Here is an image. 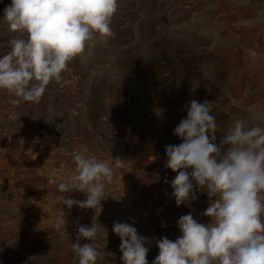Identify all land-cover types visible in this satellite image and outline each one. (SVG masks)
Wrapping results in <instances>:
<instances>
[{"label":"rangeland","instance_id":"1","mask_svg":"<svg viewBox=\"0 0 264 264\" xmlns=\"http://www.w3.org/2000/svg\"><path fill=\"white\" fill-rule=\"evenodd\" d=\"M10 3L0 0V56L16 35L2 21ZM111 27L39 102L13 105L0 89V264H76L71 243L94 219L107 253L98 264H122L115 222L148 238L152 264L157 241L181 235L182 215L210 222L206 192L176 205L177 173L165 166L188 102H215L217 144L236 119L264 124V0H120ZM77 153L123 160L97 209H68L63 197L86 194L58 191ZM62 212L67 235L55 226Z\"/></svg>","mask_w":264,"mask_h":264},{"label":"clouds","instance_id":"2","mask_svg":"<svg viewBox=\"0 0 264 264\" xmlns=\"http://www.w3.org/2000/svg\"><path fill=\"white\" fill-rule=\"evenodd\" d=\"M120 0H11L2 21L16 34L10 51L0 56V89L17 97L11 103L39 102L46 86L59 82L68 64L83 57L97 38L114 35L111 24ZM214 101L190 100L186 118L174 135L182 142L167 145L166 167L177 173L171 181L177 206L196 201L206 192L211 201L203 213L209 223H199L191 213L182 215L175 241H157L159 253L152 264H264V124L236 119L217 144L221 131L212 115ZM227 146V149H225ZM72 174L57 185L61 193L79 191L86 200L63 197L71 209L101 206L106 186L123 160L112 162L77 153ZM167 183V180H165ZM65 213L55 226L66 233ZM80 225L71 243L76 264H98L107 253L93 243L99 227ZM122 264H149L148 238L129 223L115 222ZM88 243H81V240Z\"/></svg>","mask_w":264,"mask_h":264}]
</instances>
